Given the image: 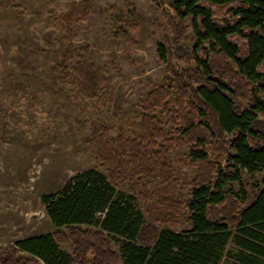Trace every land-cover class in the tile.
<instances>
[{
    "label": "trees",
    "instance_id": "16d2710c",
    "mask_svg": "<svg viewBox=\"0 0 264 264\" xmlns=\"http://www.w3.org/2000/svg\"><path fill=\"white\" fill-rule=\"evenodd\" d=\"M165 1L173 17L160 22L158 58L169 81L137 103L138 133L112 129L97 116L84 120L105 187L100 172L89 171L76 175L60 198H43L51 221L67 233L7 243L0 264H264V0ZM89 8V1H74L62 19L69 27ZM81 51L69 44L53 72L71 79L72 96L91 104L107 79L81 60ZM179 146L189 148L195 167L187 199L161 196L146 207L148 220L134 211L131 197L102 201V189L147 187L157 179L171 184L170 155ZM222 157L228 163L220 168ZM242 170L263 172L250 193ZM98 198L103 228L82 227ZM177 219L185 223L180 232L171 230ZM106 230L124 237L119 252ZM68 240L71 257L56 249Z\"/></svg>",
    "mask_w": 264,
    "mask_h": 264
},
{
    "label": "rangeland",
    "instance_id": "374dc122",
    "mask_svg": "<svg viewBox=\"0 0 264 264\" xmlns=\"http://www.w3.org/2000/svg\"><path fill=\"white\" fill-rule=\"evenodd\" d=\"M74 1H89L90 8L80 22L71 21L68 27L62 17ZM172 17L165 0H0V110H5L0 113V247L67 233L51 221L43 198H60L76 175L100 172L99 182L105 187L107 180L87 142L84 120L97 116L112 129L138 133L137 103L154 85L169 81L158 46L163 34L160 22ZM119 31L131 40L120 37ZM69 44L83 48L81 60L99 68L107 79L95 103L73 97L72 80L54 75L53 68L63 63ZM187 44L192 46L193 38ZM207 153L210 157L212 152ZM189 155L186 146L171 152V184L162 179L152 187L131 183L114 192L102 189L100 198L131 197L134 211L148 220L146 207L161 196L189 197V182L195 175ZM216 162L220 168L228 163L225 157ZM240 174L247 193L259 186L263 176L245 170ZM238 187L234 183L233 188ZM100 201L89 205L82 227L103 228ZM157 217L164 220L158 212ZM180 219L171 230L185 228ZM105 233L119 252L124 237L110 230ZM56 249L71 257V241L56 244Z\"/></svg>",
    "mask_w": 264,
    "mask_h": 264
}]
</instances>
